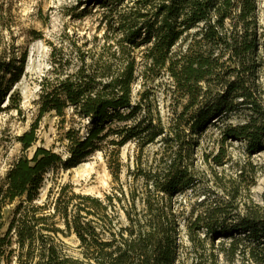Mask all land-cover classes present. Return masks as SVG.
Returning <instances> with one entry per match:
<instances>
[{"label": "trees", "instance_id": "16d2710c", "mask_svg": "<svg viewBox=\"0 0 264 264\" xmlns=\"http://www.w3.org/2000/svg\"><path fill=\"white\" fill-rule=\"evenodd\" d=\"M85 2L101 14L97 33L64 28L57 42L48 41L50 67L39 83L37 115L16 136L24 153L0 177V264H207L208 251L210 264H219L215 250L232 263L264 264V211L239 212L237 194L226 189L225 195L204 191L189 209L180 199L201 182L197 147L208 130L219 131L212 156L218 166L228 140L245 142L248 154L264 151L258 0ZM7 51L0 52V111L21 113L15 86L28 51ZM165 75L171 80L166 117L147 85ZM137 81L143 88L134 99ZM48 113L59 119L64 151L39 145L29 156ZM129 141L141 150L158 144L160 156L137 163L123 181L121 149ZM97 151L112 175L109 191L83 193L56 179L40 201L49 170L76 167ZM210 156L205 153L207 161ZM71 235L81 257L65 250Z\"/></svg>", "mask_w": 264, "mask_h": 264}, {"label": "rangeland", "instance_id": "374dc122", "mask_svg": "<svg viewBox=\"0 0 264 264\" xmlns=\"http://www.w3.org/2000/svg\"><path fill=\"white\" fill-rule=\"evenodd\" d=\"M258 2L261 22L264 24V0ZM97 9L96 5L86 4L85 0H0V52L5 48L8 49V56L12 53L20 56L22 51H28L25 74L15 86V90L22 96V112L0 111V177H3L11 163L24 153L16 136L29 130L37 115L39 83L50 67L51 49L48 41L57 42L64 28L77 31L80 35H94L97 33L101 15L100 12H96ZM79 12L85 15L81 18L75 16ZM32 31L42 33L43 37L35 39ZM101 33L102 31L99 32ZM170 82L169 77L165 75L147 83L157 93L155 101L165 117L168 115L166 95ZM142 88L141 81L134 84V99L138 98V91ZM61 135L62 129L58 117L54 113L46 114L40 122L38 142L27 151V154L31 156L39 145L53 148L55 151H64L65 141L61 139ZM219 139V131L213 128L203 137L197 147L196 164L197 175L201 182L196 187V191L189 190L180 199L186 202L189 209L204 197L202 196L204 191H211V195L214 196V193L225 195L223 189H226V192L237 194L236 203L239 212L264 211V151L248 154L244 149L245 142L228 140V144L225 145L227 150L225 163L218 166L212 161V156L219 152ZM158 149L159 145L153 144L141 150L136 141H129L123 146L122 180L128 178L129 170L136 168L137 163L142 162L143 166L147 163L151 164L157 156H160V153H157ZM205 153H211L208 161ZM46 177L41 188L40 201L46 198L49 188L56 179L62 183L73 184L77 191L100 196L109 191L113 185L112 175L102 151L95 152L76 167L51 169ZM64 242L65 250L69 255L81 257L79 241L75 235L64 238ZM184 243L190 245L186 238ZM186 253H189L188 249H184V254ZM209 253L210 251L207 253V264L213 259ZM214 253L219 255V264L241 263L239 258L232 263L217 250ZM191 261L192 259H187V263Z\"/></svg>", "mask_w": 264, "mask_h": 264}]
</instances>
